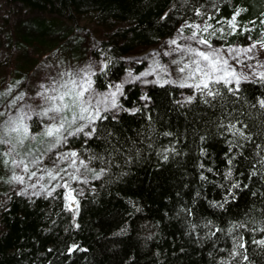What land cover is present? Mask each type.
<instances>
[{"label":"trees","instance_id":"trees-1","mask_svg":"<svg viewBox=\"0 0 264 264\" xmlns=\"http://www.w3.org/2000/svg\"><path fill=\"white\" fill-rule=\"evenodd\" d=\"M5 1L106 30L89 53L102 63L98 90L122 78L125 56L185 22L240 13L241 24H255L252 38L264 32V0ZM214 93L182 105L177 86L150 85L143 102L139 86L126 84L121 113L99 119L78 147L104 172L79 198L77 216L61 194L10 193L0 264H264V245L253 242L264 240V79L218 83Z\"/></svg>","mask_w":264,"mask_h":264},{"label":"rangeland","instance_id":"rangeland-1","mask_svg":"<svg viewBox=\"0 0 264 264\" xmlns=\"http://www.w3.org/2000/svg\"><path fill=\"white\" fill-rule=\"evenodd\" d=\"M234 16V27L229 23L232 18L216 23L206 20L181 24L170 38L159 40L149 47L138 48L125 56L126 69L122 78L111 83L105 90H98L94 86L93 75L102 68V63L91 58L89 53L90 49L99 48L100 41L106 37V30L87 18L72 23L53 14L29 12L17 4L0 0V62L5 61V64L0 66V93H8L0 95V112L5 113L0 116V123L9 113L16 114V109L10 108L9 104L21 94L23 100L16 101V108L31 105L35 112H39L42 100L37 93L58 86L57 81L63 83L69 79L67 75H62L65 73L79 72V76L75 78L81 82H85L90 76L91 88L85 96L93 98V107L85 115L95 116L97 109L99 111V118L90 124L77 120L73 130L83 124L88 126L83 132L67 137L66 143L50 151H46L49 147L48 141L41 135L43 125L49 121L45 119L41 122L35 115L27 122L30 125L29 137L23 144H15L13 141L15 150L10 156L3 155L10 150V146L0 145V210L5 207L10 193L29 200L38 197L56 198L61 194L66 208L75 218L79 210V198L93 190L94 181L101 178L104 172L103 169L96 170L86 159L84 151L79 152L78 147L94 133L93 129L95 130L99 119L105 115L115 117L121 113L120 99L126 84L139 86L143 102L147 101L145 93L150 85L177 86L181 90L179 102L182 105H189L195 98L212 97L207 95V92H214L218 83L210 82L209 89H197L195 84L203 79L201 74L189 79L191 68L184 73L179 72V68L184 64H189L193 59H200L187 52L189 46L205 52L216 50L221 61L228 62L226 66L221 62L220 67L235 71L239 79L238 84L232 77H227L232 81L229 84L220 82L232 89H237L244 81L264 79V44L261 43L264 41V32L252 38L255 24H241L239 15ZM40 21L46 24V28L38 25L37 22ZM194 24L200 25V28L188 27ZM205 28L207 30H204ZM193 32L198 33L195 40L188 39ZM238 34L245 35L244 41H233L232 36ZM174 39L177 44L170 43ZM198 40H207L208 45L199 44L196 42ZM206 64L207 62L201 60L202 67ZM222 74L217 72L213 75ZM48 95L56 93L49 91ZM66 114L71 118V114ZM86 132H91V135L85 136ZM71 152L77 155L65 159V155ZM37 157L38 163L35 162ZM13 161L16 163L13 164ZM48 171H52L57 178L51 179ZM33 172L36 173L34 176ZM14 176L23 177V182L13 179ZM69 193L74 197V201L69 200ZM70 203L71 210L68 207Z\"/></svg>","mask_w":264,"mask_h":264},{"label":"snow or ice","instance_id":"snow-or-ice-1","mask_svg":"<svg viewBox=\"0 0 264 264\" xmlns=\"http://www.w3.org/2000/svg\"><path fill=\"white\" fill-rule=\"evenodd\" d=\"M200 13L197 12V15ZM239 15V13H236ZM230 26H235V16L232 17V20L229 22ZM188 27L199 29L200 25H188ZM204 30H207L206 28ZM197 32H193L192 36L188 39L195 40L197 36ZM199 44L208 45L207 40H198L196 41ZM171 44H177V41L171 40ZM264 44V41L261 42ZM255 45H253L254 47ZM246 51H251V49H246ZM187 52L191 53L193 56L199 57L200 59H193L189 64H184L183 67L179 68V72L184 73L186 70L191 68V72L189 73L188 78L193 79L196 74H201L203 79L195 84L197 89L201 87L203 89H209V83H220L223 81L225 84H229L232 81L227 79V77H232L236 80L237 84L239 83V79L236 77L235 71H229L227 67H220L221 58L216 50L212 51H199L198 49H193L190 46L187 48ZM201 60L207 62V64L202 67ZM173 63H179V61H173ZM223 65H227V61L223 60ZM192 65L195 67L193 68ZM221 72L222 75L214 76V73ZM62 75H67L69 79L65 80L63 83L57 81L58 86H54L50 89H46L44 92H39L37 95L41 97L42 103L39 106L40 111L35 112L31 105H24L20 108H16V101L23 100V94L15 97L9 104L10 108L16 109V114L12 115L9 113L8 117L0 123V145H9L10 150L4 152L3 155L10 156L12 151L15 150V144H23L24 140L29 137L30 134V125L27 123L32 119V116H37L40 121L47 119L49 123L43 125V132L41 135L46 138L48 141L49 147L46 151H50L55 147H58L62 143H66L67 137L77 135L84 131V128L88 126V124H83L79 127H75L73 130V126L76 125L77 120L87 121L89 124L94 122L95 119L99 118V111L97 109L96 115H85V113H89L90 108L93 107V98L86 97L85 94L90 91L91 88V78L90 76L87 78L85 82H81L75 77L79 76V72L77 73H65ZM264 78V76H262ZM43 87V86H42ZM56 93V95H48V92ZM235 91V90H232ZM8 93H0V95H7ZM207 95L214 96L215 93L211 90L207 92ZM260 105L264 107V100L259 101ZM27 109V110H26ZM66 113L71 114V118ZM4 112H0V116H4ZM94 131V129H93ZM85 136H90L91 132L84 133ZM240 135H244L243 132ZM35 138V137H33ZM15 141V144L13 143ZM77 153L71 152L65 155V159L68 156H76ZM35 162H39V157L36 158ZM16 161H13L15 164ZM23 163V161H20ZM83 163V162H81ZM25 171H27V166L25 165ZM36 173L33 172L34 176ZM48 176L51 179H56L57 177L53 175L52 171H48ZM13 179L23 182V177L14 176ZM59 186V185H58ZM67 187V185H64ZM68 198L70 201H74V197H72L71 193H69ZM71 210L72 204L68 205ZM254 243H259L264 245V240L253 241ZM239 248H244L245 245L243 243H239L237 245ZM247 259V257H244Z\"/></svg>","mask_w":264,"mask_h":264}]
</instances>
